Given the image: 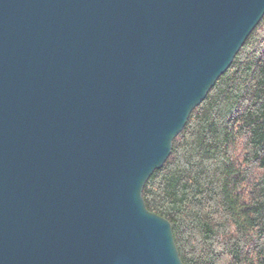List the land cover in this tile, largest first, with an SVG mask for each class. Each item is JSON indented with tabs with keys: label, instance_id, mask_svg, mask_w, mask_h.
<instances>
[{
	"label": "water",
	"instance_id": "95a60500",
	"mask_svg": "<svg viewBox=\"0 0 264 264\" xmlns=\"http://www.w3.org/2000/svg\"><path fill=\"white\" fill-rule=\"evenodd\" d=\"M264 0H0V264H184L142 190Z\"/></svg>",
	"mask_w": 264,
	"mask_h": 264
},
{
	"label": "trees",
	"instance_id": "16d2710c",
	"mask_svg": "<svg viewBox=\"0 0 264 264\" xmlns=\"http://www.w3.org/2000/svg\"><path fill=\"white\" fill-rule=\"evenodd\" d=\"M142 196L184 264H264V15Z\"/></svg>",
	"mask_w": 264,
	"mask_h": 264
}]
</instances>
